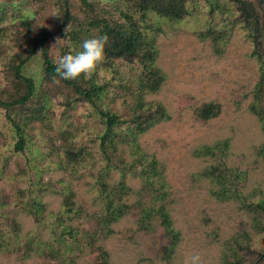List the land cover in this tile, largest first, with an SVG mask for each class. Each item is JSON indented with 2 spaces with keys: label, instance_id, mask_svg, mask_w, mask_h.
I'll return each instance as SVG.
<instances>
[{
  "label": "rangeland",
  "instance_id": "rangeland-1",
  "mask_svg": "<svg viewBox=\"0 0 264 264\" xmlns=\"http://www.w3.org/2000/svg\"><path fill=\"white\" fill-rule=\"evenodd\" d=\"M88 1L91 6L70 1L74 17L109 22L124 18L117 11L121 0ZM179 1L188 10L184 18L152 12L144 22L155 33L157 64L166 74L158 91L139 89L141 65L131 59L114 60L93 72V78L109 82V95L102 101L106 108L132 117L142 100L145 108L149 102H154L149 108L161 103L169 115L127 136L112 162L100 157L95 140L100 121L89 115L88 104L73 112V126L58 106L44 121L30 117L26 111L34 107L35 97L15 116L27 138L21 152L13 151L16 131L0 107V264H186L193 252L201 254L202 264H230L234 248L244 264H264V121L251 109L260 75L259 62L250 55L253 43L234 0ZM246 1L260 6L259 0ZM28 7L35 23L52 28L63 0ZM0 27V96L20 95L26 87L14 77V60L26 50L25 30L16 19L0 22ZM207 28L220 39L206 36ZM62 42L61 37L49 42L55 60ZM21 71L34 78L37 90L49 87L41 50ZM208 102L220 103L221 112L204 119L199 110ZM67 127L71 135H65ZM217 142L214 152L204 153L205 145ZM68 150L80 152L77 160L69 159ZM153 159L158 174L152 186L167 192L163 202L178 233L173 249L171 234L159 218H152L147 228L141 226V207L151 197L142 165L153 171ZM209 168L220 169L217 173L227 178L222 181L229 189L226 197L220 193L221 179L205 174ZM108 190L126 212L106 237L98 236L95 250L85 248L80 239L70 250L60 239L64 227L59 220L100 235L102 193ZM72 203L76 213L66 211Z\"/></svg>",
  "mask_w": 264,
  "mask_h": 264
},
{
  "label": "trees",
  "instance_id": "trees-1",
  "mask_svg": "<svg viewBox=\"0 0 264 264\" xmlns=\"http://www.w3.org/2000/svg\"><path fill=\"white\" fill-rule=\"evenodd\" d=\"M47 1L51 0H0V22H4L7 19L12 21L16 19V21L21 22L25 30V35L22 36L23 43L26 44L27 50H22L16 54L14 60V62L17 61V64H14V77L18 83L24 84L26 90L16 96H0V107L4 109L6 118L16 131L17 140L14 143L13 151H24L27 146L26 133L15 116L17 114L20 115V113L22 114L33 103L32 100L36 97L37 102H35L34 107L26 111L30 117L38 116L39 118H43L44 121L46 117L52 114L55 107L58 106L62 107L60 114L65 119V122L68 121L73 126H76L77 123L73 119L75 115L73 112H77L84 104L90 105L92 109L87 108L91 112L89 115L100 121L101 131L99 134L97 133L98 135L96 134L97 137L95 139L98 142L100 157L104 162H112L118 144L126 142L127 136L144 132L156 120L160 118L167 119L169 115L161 103L157 104L155 108L153 105L149 108L150 103H154L149 102L148 108H145V103L142 100H138L137 105L133 108L132 117H122L112 109L106 108L102 101L106 95H109V82L105 79L101 80L99 77L97 79L93 78V72L97 67H108L114 60L131 59L141 65V74L138 79L139 89L143 88L150 92L158 91L166 78V74L157 64L159 49L156 45L155 33H149L148 26L144 22L152 12L169 18L182 19L188 13V10L179 0H121L122 6L118 7L117 11L124 17L123 19L109 22L106 19L97 20L90 17L88 20H82L80 18L77 19L70 12L71 0H63V7L59 8L56 14L58 20L55 19V25L49 28L45 24L35 23L33 20L34 13L30 12L31 9L28 7L33 2L45 4ZM82 1L91 6L88 0ZM234 1L239 5V14L245 27L248 29V37L253 43V50L250 55L255 57L260 65V75L252 91L254 104L251 105V109L264 121V107L261 106V98L264 97V0H259L260 6L254 5L252 1ZM26 7L28 12L23 11ZM1 30H4V28L0 27ZM95 30L98 32L96 33ZM97 35H106L108 37L102 61L86 76L81 75L79 78L73 80L61 79L55 72V59L51 55L49 42L56 37L63 38L61 56L70 50L69 45L72 46V50H75L83 39ZM205 35L211 36L213 41L220 39L219 35L215 34L212 28H207ZM213 45L215 46V44ZM37 50H41L42 53L45 82L50 84L48 88L43 86L42 91L37 90V84L33 77L26 76L21 71ZM26 52L27 55L23 57L22 55ZM131 107L132 104L130 105V109ZM153 111H156L158 116L152 114L151 112ZM220 112L221 104L215 102L205 103L199 110L200 116L204 119L216 117ZM123 128L128 131L124 130L127 132L122 133ZM69 131L67 127L65 135H71L72 132ZM228 143V140L224 141L222 147L225 148ZM218 144L219 142L213 145H205L203 147L204 153L214 152V148ZM66 154L69 156V159L74 161L77 160L80 152L68 150ZM77 155L78 157H75ZM151 166L153 167V171L148 170L146 166L142 165L143 173H145L144 177L149 182L147 192L150 193L151 197L150 204H144L141 207V226L147 228L151 225L152 218H159L161 220L160 224H163L171 234L172 241L170 246L173 249L178 240V233L174 232L171 217L163 202L167 192L161 191L160 188L155 189L152 186V177L158 174L155 159L151 160ZM221 169L225 170L226 168L224 169L223 167ZM218 170L220 169L209 168L205 174L212 177L217 176L221 179L220 184L222 187L220 193L222 197H226L229 189L228 186L222 184V181H226L227 178L221 173H217ZM102 197L104 199L102 200L103 204H105V211L99 217V233L102 236L85 230L80 232L79 228L65 224V218L59 220V223L64 227L60 239L64 243L66 242V245H71L70 250L75 249L73 242L77 241V239L83 241L85 248L88 247L90 250H95L98 236L99 240L102 237H106L112 231L111 225L126 212L121 204L120 206L116 204L115 198H118V196L111 195L109 190L106 193H102ZM72 205L73 203L67 207L66 211L76 213L77 210ZM260 207H263L261 203ZM146 221L147 223H144ZM263 229L264 226H261L260 230ZM98 249H100L102 254L107 255V252L102 247ZM233 256L230 264H244V260L241 258L238 249L234 248Z\"/></svg>",
  "mask_w": 264,
  "mask_h": 264
},
{
  "label": "clouds",
  "instance_id": "clouds-1",
  "mask_svg": "<svg viewBox=\"0 0 264 264\" xmlns=\"http://www.w3.org/2000/svg\"><path fill=\"white\" fill-rule=\"evenodd\" d=\"M107 42L106 35H97L83 39L75 50L69 45L70 50L54 60L56 74L64 80L86 76L102 61ZM186 264H202L201 254L193 252Z\"/></svg>",
  "mask_w": 264,
  "mask_h": 264
}]
</instances>
